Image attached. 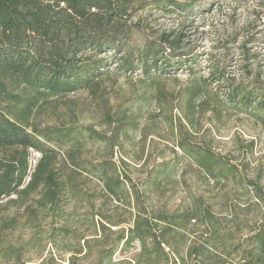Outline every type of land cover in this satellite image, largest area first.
Masks as SVG:
<instances>
[{
    "label": "rangeland",
    "instance_id": "obj_1",
    "mask_svg": "<svg viewBox=\"0 0 264 264\" xmlns=\"http://www.w3.org/2000/svg\"><path fill=\"white\" fill-rule=\"evenodd\" d=\"M191 1L199 8L186 16L158 9L133 12V21L143 19L147 29L135 30L129 43L136 46L147 35L180 23L192 25L189 40L203 52L211 50L225 29L229 34L249 33L253 37L248 45L254 54L252 64L264 80V0ZM208 4L211 8L202 11L200 6ZM203 52L193 68L183 60L177 68H160L149 75L119 69L110 57V76L100 91L70 93L56 105L42 107L37 117L40 123L93 125L108 137L116 122L108 124L107 114L122 115L124 128L113 159L131 192L121 198L106 194L103 182L91 169L93 163L111 159L112 139H89L80 155L83 169L71 173L61 159L60 167L74 176L79 194H63L57 214L48 212L33 223L29 214L17 207L3 211L2 217L15 221L6 240L15 252L0 259V264H164L151 241L149 262L140 255L138 240L119 242L121 233H128L140 214L153 218L204 211L213 215L220 232L192 221L187 230L175 234L181 252L187 242L196 241L205 264H242L243 255L258 250L255 234L264 228V109L229 105V83L247 82L239 71L242 63L232 62L234 70L226 73L228 83H220L209 75ZM197 83L202 85L193 91L191 87ZM204 154L214 157L209 175L200 161ZM39 156L32 151L31 168ZM99 211L118 225L98 232ZM155 221L158 226L154 228L161 235L166 224ZM172 235L166 237L173 241ZM88 241L91 251L86 248ZM81 245H85L84 252L77 254ZM112 246L116 250L108 256L104 251ZM167 251L171 254L172 249Z\"/></svg>",
    "mask_w": 264,
    "mask_h": 264
},
{
    "label": "trees",
    "instance_id": "obj_2",
    "mask_svg": "<svg viewBox=\"0 0 264 264\" xmlns=\"http://www.w3.org/2000/svg\"><path fill=\"white\" fill-rule=\"evenodd\" d=\"M196 8L199 7L191 0H0V259L15 252L11 244H6L7 231L15 226V221L2 217L3 211L17 207L28 213L33 223L48 212L57 214L63 194H79L71 173L84 168L80 155L89 139H112L111 159L93 163L91 169L103 182V190L116 198L125 192L130 194L131 187L113 159L124 128L122 115L107 114L108 124L116 122L111 137L93 125L43 124L37 117L44 105H56L70 93L100 91L103 81L110 76V57L119 69L141 70L147 75L160 68H177L183 60L193 68L203 50L189 40L192 25L180 23L175 28L161 29L136 46L128 40L135 30L147 29L143 19L133 21V12L138 9L184 12L180 14L186 16ZM200 8L207 11L211 6ZM225 31L215 39L210 51L203 52L209 75L220 83H228L227 71L241 62L239 71L247 82L239 79L229 83L231 93L227 102L264 109V80L261 73H256L252 64L254 54L248 47L253 37L249 33ZM232 62L235 64L231 65ZM201 85L197 83L191 89L195 91ZM261 120L264 124V116ZM32 151L40 154L33 168ZM61 159L72 169L71 173L62 170ZM212 159L210 154H204L200 158L204 163L199 161L208 175L213 173ZM97 215L100 221L95 226L100 233L112 230L110 225H118L100 211ZM150 218L138 215L128 233L122 232L119 237V242L138 240L142 246L140 255L147 262L152 260L151 241L164 264H205L200 245L187 242L181 252L175 234L187 230L192 221L213 232L221 231L215 217L204 211ZM155 220L166 224L161 235L154 228L158 226ZM169 233L174 234L173 241L166 237ZM254 240L258 250L243 255L242 264H264V228L255 234ZM86 248L92 249L89 241ZM167 248L172 249V255ZM84 249L85 245H81L76 253L81 254ZM115 250L116 246H112L104 252L113 256ZM17 260L21 258L18 256Z\"/></svg>",
    "mask_w": 264,
    "mask_h": 264
}]
</instances>
